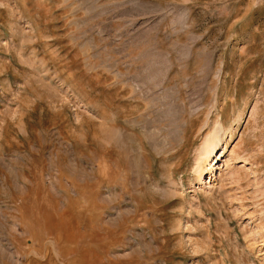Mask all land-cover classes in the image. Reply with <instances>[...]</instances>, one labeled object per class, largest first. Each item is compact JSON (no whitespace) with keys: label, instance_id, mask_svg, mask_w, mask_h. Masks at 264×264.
<instances>
[{"label":"rangeland","instance_id":"1","mask_svg":"<svg viewBox=\"0 0 264 264\" xmlns=\"http://www.w3.org/2000/svg\"><path fill=\"white\" fill-rule=\"evenodd\" d=\"M0 264H264V0H0Z\"/></svg>","mask_w":264,"mask_h":264},{"label":"bare ground","instance_id":"2","mask_svg":"<svg viewBox=\"0 0 264 264\" xmlns=\"http://www.w3.org/2000/svg\"><path fill=\"white\" fill-rule=\"evenodd\" d=\"M212 136H216V133H214ZM221 146H222V142H221V139L219 138L213 139L212 141H204L202 143L203 151L198 157V168L196 170L198 176H201L205 172V170L208 169L207 167L210 166L209 163L212 160L213 155L216 154L219 147Z\"/></svg>","mask_w":264,"mask_h":264}]
</instances>
